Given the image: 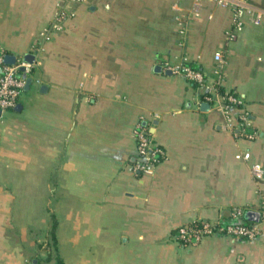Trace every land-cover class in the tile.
Returning a JSON list of instances; mask_svg holds the SVG:
<instances>
[{
    "label": "crops",
    "instance_id": "0c3cea01",
    "mask_svg": "<svg viewBox=\"0 0 264 264\" xmlns=\"http://www.w3.org/2000/svg\"><path fill=\"white\" fill-rule=\"evenodd\" d=\"M244 20L229 40L233 9L218 0H0V55L35 56L20 108L0 111V264H264L261 220L256 240L186 246L177 233L264 210L251 171L264 168V21ZM217 52L246 133L226 128L220 97L167 74L191 66L215 84ZM139 122L166 153L148 174L134 171Z\"/></svg>",
    "mask_w": 264,
    "mask_h": 264
},
{
    "label": "built area",
    "instance_id": "2783aa9c",
    "mask_svg": "<svg viewBox=\"0 0 264 264\" xmlns=\"http://www.w3.org/2000/svg\"><path fill=\"white\" fill-rule=\"evenodd\" d=\"M73 2H83L85 0H71ZM222 5L232 6L234 22L233 26L228 32V39L235 40L238 35L245 28V15H250L255 24H260L264 21V9L255 10L249 4V0H218ZM199 2L196 4V11L194 14L199 15ZM67 15V14H66ZM65 13H60L52 28L61 30L63 22L66 18ZM215 59L217 65L214 73L218 76L215 84L208 83V76L206 73L198 68L191 66H167L173 73L184 76L191 82L198 84L204 90V100L207 102L213 101L220 97L222 99V110L225 115V126L229 130L235 128L246 133V129L250 124L248 116L241 114L236 121L233 122L232 110L239 108L242 105V99L232 92L219 93V85L222 82V66L224 58L221 52H217ZM261 60V59H260ZM30 65L26 61L17 60L15 64L10 65L4 62V55H0V111L6 112L10 109L16 108L19 98L25 90L27 83V74L30 72ZM25 67V71L21 67ZM138 159L134 164V171L138 174H148L152 169L165 158V150L156 142L153 134L148 127L139 122L134 130ZM247 135V134H246ZM251 136L252 135H248ZM238 159L249 160L251 152L246 151L237 155ZM251 171L256 180L264 179V168L259 164H252ZM244 209L235 208L232 212V219L230 221H196L190 225L181 226L178 229V239L186 246H191L199 243L206 237L215 235H227L235 239L241 240H256L261 234L262 230L259 223L246 222L244 220ZM261 221L264 222V210L261 212Z\"/></svg>",
    "mask_w": 264,
    "mask_h": 264
},
{
    "label": "water",
    "instance_id": "95a60500",
    "mask_svg": "<svg viewBox=\"0 0 264 264\" xmlns=\"http://www.w3.org/2000/svg\"><path fill=\"white\" fill-rule=\"evenodd\" d=\"M17 56L12 55V54H6L4 56V62L6 64H10L13 65L16 63L17 61ZM24 60L28 63H34L35 61V56L33 54H27L24 58ZM22 71H25V67L22 66L21 67ZM156 70L158 71H162L161 67H158ZM167 74H172V71L168 70ZM32 79L31 78H27V83H26V89H28L31 85ZM44 89V88H43ZM210 107L209 103H203L202 104V110H208ZM20 106H17V109H19ZM244 219L248 220V221H252V222H259L261 220V213L260 212H256V211H252V210H245L244 212Z\"/></svg>",
    "mask_w": 264,
    "mask_h": 264
},
{
    "label": "rangeland",
    "instance_id": "374dc122",
    "mask_svg": "<svg viewBox=\"0 0 264 264\" xmlns=\"http://www.w3.org/2000/svg\"><path fill=\"white\" fill-rule=\"evenodd\" d=\"M36 207V205H35V202H30V206H29V208H32V209H34ZM28 213V215H31L30 213H32L31 211H28L27 212ZM25 218H22V220H24ZM29 219H33V218H29ZM19 220H20V222H21V217L19 216ZM34 220V219H33ZM30 221V220H29ZM38 228L39 227H37L36 228V231L38 230ZM39 235V234H38ZM44 236H45V234H44ZM16 238V237H15Z\"/></svg>",
    "mask_w": 264,
    "mask_h": 264
}]
</instances>
